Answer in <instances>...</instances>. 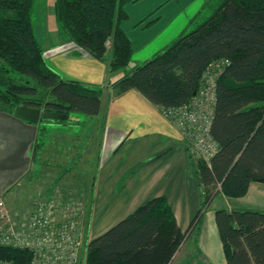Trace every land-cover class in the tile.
I'll list each match as a JSON object with an SVG mask.
<instances>
[{
  "label": "trees",
  "instance_id": "obj_1",
  "mask_svg": "<svg viewBox=\"0 0 264 264\" xmlns=\"http://www.w3.org/2000/svg\"><path fill=\"white\" fill-rule=\"evenodd\" d=\"M136 1L54 0L57 28L66 41L107 62L110 74L124 72L108 88L120 94L136 90L161 109L189 104L205 72L217 61H228L216 81L210 132L218 152L210 163L193 162L203 203L190 232L201 225L219 193L243 198L252 183H264V0H204L192 32L125 72L134 51L121 23L128 19L124 5ZM48 2H42L46 10ZM34 5L35 0H0V111L13 115L24 106L66 115L38 123L36 162L47 126L56 122L73 129L82 123L76 114L99 116L103 89L68 78L51 65L44 36L34 26ZM205 9L209 15H203ZM14 74L20 83L12 82ZM215 223L227 264H264L263 212L222 208L215 212ZM185 237L167 199L153 198L90 241L87 264H170ZM31 257L27 251L0 248L1 259L22 263Z\"/></svg>",
  "mask_w": 264,
  "mask_h": 264
},
{
  "label": "crops",
  "instance_id": "obj_2",
  "mask_svg": "<svg viewBox=\"0 0 264 264\" xmlns=\"http://www.w3.org/2000/svg\"><path fill=\"white\" fill-rule=\"evenodd\" d=\"M202 1L204 4V0H138L125 4L128 19L122 21L121 28L134 51L125 72L138 67L141 57L151 59L161 51L159 49L187 31L202 10L203 5L199 8ZM48 13L52 14L54 27L49 31L45 29L43 46L51 65L68 78L103 89L100 115L104 113L105 119L100 135L95 133L90 139L93 144L90 154L98 171L90 241L157 197L167 199L182 232H188L203 199L187 141L162 115V109L141 93L131 90L120 94L116 88H108L124 72L110 74L107 62L95 60L59 34L54 0L48 2ZM136 56L138 59H134ZM87 124L89 127V120ZM38 134V124L0 111V196L6 199L14 196V188L36 163L42 164L41 156L33 161ZM75 138L77 143L72 145V151L77 156L61 171L60 181H69L74 176L77 189L81 184V189H88L89 135L85 133L82 141L78 136ZM48 144L51 142L45 143L43 154L50 148ZM194 203L198 209L193 212ZM212 203H221L215 212L223 208L264 213V183H252L243 198H228L219 193ZM215 212L199 225L194 238L196 249L188 255L189 264L192 261L194 264H227Z\"/></svg>",
  "mask_w": 264,
  "mask_h": 264
},
{
  "label": "built area",
  "instance_id": "obj_3",
  "mask_svg": "<svg viewBox=\"0 0 264 264\" xmlns=\"http://www.w3.org/2000/svg\"><path fill=\"white\" fill-rule=\"evenodd\" d=\"M219 64L214 77H206L210 68L205 72L198 93L189 104L161 110L187 141L190 153L197 156L196 161L205 163H210L219 149L210 132L216 81L228 61L222 60ZM83 215L82 205L72 199L40 197L25 221L18 223L8 211L5 198L0 196V248L27 251L32 256L30 261L22 263L0 258V264H83L87 253Z\"/></svg>",
  "mask_w": 264,
  "mask_h": 264
},
{
  "label": "rangeland",
  "instance_id": "obj_4",
  "mask_svg": "<svg viewBox=\"0 0 264 264\" xmlns=\"http://www.w3.org/2000/svg\"><path fill=\"white\" fill-rule=\"evenodd\" d=\"M42 2L43 0H35V5L33 9L34 26L37 31V34H39L41 37L46 35V30L49 31L51 27L52 28L54 27L52 14H49L50 13L49 10V13L47 15V10L44 8L43 6L44 4ZM202 5H203V1L202 3H200L199 8H201ZM209 14H210V10L205 9L203 15H209ZM201 21L202 19L200 21L199 19H197L198 23ZM195 26L189 27V29L187 30V34L192 32L195 29ZM165 47H163L162 49H164ZM138 56H136L134 59H138ZM140 59L142 60L140 65L150 60V59H145V57H141ZM219 63L220 61H217V63H215L213 66L210 67L209 71L206 74V77L215 76V73L219 69L218 67V65H220ZM14 76L12 82L20 83L21 80L18 79L19 76H17L16 74H14ZM4 78L5 80L8 79L6 77ZM47 99L50 100L51 98L49 97ZM72 116L74 117V115ZM75 117L76 120L82 122L81 126H76V128L70 129L68 128V126L67 127L61 126L56 124V122L51 123V126L49 125L47 126V128H49L50 130L47 133V136L45 137L44 143H48L50 141L51 144H48L50 148L48 149L47 152L45 151L44 154L42 151L39 152V156H41L42 159V164L36 163L35 167L33 166L34 168L31 169V172L27 175V177H25L14 188V196L8 197L7 199L5 198V203L8 211L15 218V220L18 221V223H23L29 212H32L33 203L35 202V200H37L40 197L48 198L51 196H60L62 197V199H67V200L72 199L78 202L79 204L82 205L84 209L82 228L84 232L83 235L84 245H85V249H87L90 238L92 237L91 232L93 231V227H94L91 215L94 204L93 201L95 200L94 197L96 193L95 188L97 181L96 177L98 172L96 166H93L95 165L93 161L94 157H92V155L90 154L91 151L90 148L93 145L91 144L90 139L93 137V135H95V133L98 136L100 135L99 133L101 130V125L105 119V116L103 113L102 115H100L98 118L95 119L88 118L87 116L81 114H76ZM88 120H89V127L87 126ZM95 121H98L99 123ZM85 133L89 135V185L87 187L88 189H86V187L85 189L83 188L81 189V185L83 184H81L79 186V189H77L74 182L75 180L74 176H72L69 181H65V182L60 181L62 177L61 171H64V169L67 167V164L70 163L71 159L77 156L76 152L72 151V145L77 143V139L75 137L78 136L81 139L85 135ZM80 141H82V139ZM58 142L62 144V146H60ZM76 151H79V149L76 148ZM190 154L192 159L196 161L197 156L193 153ZM220 204L221 203H215V204L212 203L206 209L205 215L200 223H202L205 217L213 216L216 206H219ZM196 205L195 203L192 205L193 212L198 209ZM17 214H19L20 217H18ZM199 227H200L199 224L197 225L195 224L192 227V231L185 232L186 234L185 240L182 242L180 248L175 253L173 260L171 261L170 264H189L188 255L190 251L194 252V250L196 249L194 238L196 237L195 234L198 233ZM85 257L87 259V253H84L83 264H87V260L85 259ZM192 264H194L193 261Z\"/></svg>",
  "mask_w": 264,
  "mask_h": 264
},
{
  "label": "water",
  "instance_id": "obj_5",
  "mask_svg": "<svg viewBox=\"0 0 264 264\" xmlns=\"http://www.w3.org/2000/svg\"><path fill=\"white\" fill-rule=\"evenodd\" d=\"M13 116L33 124H38L42 119L61 120L67 118L64 114L24 106L16 107Z\"/></svg>",
  "mask_w": 264,
  "mask_h": 264
}]
</instances>
